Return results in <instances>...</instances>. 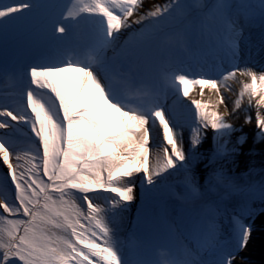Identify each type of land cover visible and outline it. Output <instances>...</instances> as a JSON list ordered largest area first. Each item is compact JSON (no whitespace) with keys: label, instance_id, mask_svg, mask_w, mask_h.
Listing matches in <instances>:
<instances>
[{"label":"snow or ice","instance_id":"obj_1","mask_svg":"<svg viewBox=\"0 0 264 264\" xmlns=\"http://www.w3.org/2000/svg\"><path fill=\"white\" fill-rule=\"evenodd\" d=\"M144 2L72 0L63 19L78 23L84 15L96 17L97 39L83 49H69L72 55L67 59L30 66V86L21 94L23 106L14 110L0 106V129L13 128L11 122L30 125L39 144L35 151L21 153L13 150L10 139L0 137V161L15 193L12 202L6 193L0 197V264H192L165 236L149 238L144 257L129 260L117 235V217L134 199L132 178L142 173L143 181L154 186L159 177L183 166L187 159L177 126L164 108L148 104L155 85L129 63L109 62L103 55L124 29L145 20L151 21L152 27L147 35L141 31L139 39L159 51L170 52L186 44L182 29L170 30L163 23L178 7L176 0L155 5L133 19ZM34 7L27 0H0V23ZM227 7L216 3L211 10L223 13ZM72 27V23H56L54 31L64 36ZM238 75L249 80L241 82L233 111L247 98L249 107L256 108L259 135L264 136V72L234 68L219 79L165 75L168 85L183 97H190L193 90L201 97L205 90L218 97L215 103L191 100L193 147L201 143L206 129L219 136L233 130L219 106L225 105L221 90L231 91L227 81ZM150 121L153 125L158 122L164 141L155 154ZM251 121V116L245 117L246 123ZM215 179L219 182L221 177ZM187 183L196 191L193 177ZM101 190L112 194L104 204L90 195ZM235 232L236 248L247 247L251 227L238 223ZM233 260L229 252L218 264H232Z\"/></svg>","mask_w":264,"mask_h":264},{"label":"bare ground","instance_id":"obj_2","mask_svg":"<svg viewBox=\"0 0 264 264\" xmlns=\"http://www.w3.org/2000/svg\"><path fill=\"white\" fill-rule=\"evenodd\" d=\"M169 2L170 0H145L143 7L133 19L138 18L140 14L153 8L155 5L163 6ZM216 3L228 5L225 12H212L211 6ZM176 4L178 7H174L171 13L165 16L163 23L170 30L182 29L184 31L187 40L186 44L182 45V47L192 46V39L196 34H203V32L206 34L205 39H197V46L194 45L188 55L180 54L178 48L170 52H161L152 45L147 56L141 60L137 59L142 52V48L149 44L146 40L139 39L141 31L147 35L148 31L151 30L152 22L148 20H145L143 24H134L131 28L124 29L119 39L103 51L105 58H111L114 55L115 58L118 57L119 59L134 58L136 55L132 62L133 68L139 71L149 83L155 85L156 90L154 94L156 95L153 94L149 99V106L160 102L158 99L160 98V89L156 88L159 76H162L160 82L165 79L166 74L171 75L173 73L187 74L189 78H216V76H212L209 73V70L211 68H219L218 66L224 59V56L220 58L218 56L219 53L215 50L220 47L217 46L214 50L211 49L209 44L210 38L207 37L208 34L214 35L216 39L223 37L224 43L229 46L230 51L232 48V50L237 52L231 54L228 61H226L228 64L233 63L235 68L251 70H253L252 67H248L247 65L251 64L248 51H240H244L245 44L251 39L256 38V42H260L262 38V31L259 25L252 22L254 15L259 19V22H264V0H176ZM241 4L250 6L252 10L242 15L236 14L238 6ZM84 16V19L81 21L82 23L80 22L77 28L73 30H80L86 27L88 22H91L89 30H92L93 21L97 18ZM230 24H232L231 28L229 27ZM65 36L66 34L61 36L62 40L54 46L56 52L53 53L51 51L48 53L51 58L42 63L59 62L71 57L72 53L69 51L71 49V41L65 43L63 40ZM242 41L246 43L242 44ZM204 42L205 44H203ZM260 43V47L262 48L263 43ZM225 44H223V47L227 49ZM213 52L214 57L211 56ZM206 53H211V55H207ZM237 57L239 60L243 59L244 65L243 63H239V60L236 61ZM256 66L263 68V64L261 63L256 64ZM220 71L221 75L228 72L223 67H221ZM27 72L28 70L25 72V75L26 80L29 82ZM248 80L249 78L238 75L235 79L227 81V84L231 87V91L226 89L221 90L227 107L225 108V105H220L219 111L233 125V130L229 133L233 141L241 139L242 133L239 134L241 130L245 131L248 137L251 135L250 139L257 137L259 134V130L255 124L256 108L254 106L249 107L247 98L244 99L239 110L233 111L234 101L237 99V95L242 87L241 82H248ZM13 84L10 78L3 79V83L0 85V98L14 95L22 96L21 94L26 91L20 87H15L8 92H2L1 88ZM168 87L169 89L165 92L166 94L164 93L161 97L164 103L161 102L158 105L164 108L181 133L182 146L187 159L183 162V166L178 165L177 168L171 169L159 177L154 186H149L143 181L142 173L132 178V182H135L134 199L127 204L120 216L117 217L116 223L117 235L123 242L125 257L129 260L130 258L141 259L139 257L141 244L136 239L135 221L130 217V214L135 213L133 206H141L147 198L152 197V200L158 203L152 209L153 211L166 208L167 215H169L170 221L173 224H176L177 218L180 219L178 227H176L179 233H181L180 229H184V232H188L186 231L188 229L198 237L199 240L197 242L200 246H198V243L193 245L192 241L190 243V237L187 233L182 236V243L188 246L186 257L190 258V260L193 258L195 259L194 261L200 264H218L219 261L224 259L227 256L225 252H221L218 257L216 255L210 256L208 251L221 248L223 242L235 237L237 226L231 222H233L235 217L240 215L242 220L245 217L252 225L251 237L247 247L237 249L229 245L227 248H222L234 255L232 264H264V153L259 154L256 151H250L235 156L231 155L232 157L229 158H221L219 156L221 151L228 152L225 148L229 140L226 138L223 140L224 143L221 144V136L216 134L211 128L204 130L201 143L193 147L191 144V127L195 125V113L191 100L203 99L215 103L218 97L214 92H208L207 90H205L203 97L199 95L198 90H193L190 97L187 98L183 97L182 93L178 91L176 95L172 96L171 90L175 88L169 85ZM13 103V100H3L0 101V106H9L13 110L23 106L15 104L10 106ZM246 116L252 117L251 123L245 122ZM12 124L13 128L11 129H0V134L6 132L17 138L25 139L24 142L23 140L19 141L20 146L17 143L16 151L21 153L29 149L35 151L39 144L37 138L31 133L30 125L23 123L16 124V122H12ZM149 127L151 129V146L155 154L164 146L162 130L158 122L153 125L150 121ZM29 140H33L34 147L27 143ZM220 147L224 148V150H221ZM241 149L245 150L247 147H241ZM222 155L224 157L227 156L225 152ZM217 175L221 177L219 182L215 179ZM189 177L194 178L196 191H193L189 187L187 183ZM0 191L1 193L5 192L9 198L11 195H15L14 186L10 183L7 168L3 165L2 161H0ZM90 195L92 199L104 204L112 194L101 190ZM11 199V202L14 201V197ZM85 205L86 203L83 202V206ZM246 222L244 221V224ZM127 225L129 229L126 232ZM197 232H201L200 235L202 237ZM195 248H197L196 251ZM243 258L246 259L244 260L245 262L241 260Z\"/></svg>","mask_w":264,"mask_h":264},{"label":"rangeland","instance_id":"obj_3","mask_svg":"<svg viewBox=\"0 0 264 264\" xmlns=\"http://www.w3.org/2000/svg\"><path fill=\"white\" fill-rule=\"evenodd\" d=\"M30 111V110H29ZM241 130V132H239V134L242 135L241 139H235L236 141H233L231 136L229 134L227 135H224V136H221V144L224 143V139H228L229 140V143H226V148L228 150L227 151H221V154L219 153V156L221 158H226V157H232L231 155L235 156V155H238V154H243L244 152H252V151H256V153H259V154H262L264 153V136H261V135H257V137L255 138H251V135L248 137L247 134L245 133V131ZM6 135H9V134H6ZM255 140V142H254ZM33 141V140H32ZM30 140V142L28 141V144H30V146L34 147V143ZM256 143V144H255ZM256 145V146H255ZM247 147V149L245 150H242L241 147ZM37 147L39 148V146L37 145ZM256 149H255V148ZM238 148V150H236ZM221 150H224V148L222 149L220 147ZM223 152H225V154H227V156H223ZM238 159V158H237ZM205 177V176H204ZM133 184L135 185V182H133ZM0 195H2V193H0ZM14 197V196H10L9 200L11 202V198ZM94 201L98 202V200H95L93 199ZM79 202L82 203L83 205V202L82 200H80ZM86 207V205L84 206ZM0 213H2V210H0ZM233 224H235L236 226L238 225V223H243L244 224V221L239 217H235L233 219V222H231ZM246 224V223H245ZM247 225V224H246ZM242 261L246 260L245 258L241 259ZM245 262V261H244Z\"/></svg>","mask_w":264,"mask_h":264},{"label":"clouds","instance_id":"obj_4","mask_svg":"<svg viewBox=\"0 0 264 264\" xmlns=\"http://www.w3.org/2000/svg\"><path fill=\"white\" fill-rule=\"evenodd\" d=\"M164 264H168V262H167V261H165V262H164Z\"/></svg>","mask_w":264,"mask_h":264}]
</instances>
